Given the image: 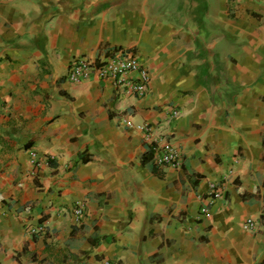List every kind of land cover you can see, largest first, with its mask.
I'll use <instances>...</instances> for the list:
<instances>
[{"label": "crops", "instance_id": "crops-1", "mask_svg": "<svg viewBox=\"0 0 264 264\" xmlns=\"http://www.w3.org/2000/svg\"><path fill=\"white\" fill-rule=\"evenodd\" d=\"M118 51L143 95L68 79ZM157 140L179 166L145 160ZM103 258L264 264V0H0V264Z\"/></svg>", "mask_w": 264, "mask_h": 264}, {"label": "built area", "instance_id": "built-area-1", "mask_svg": "<svg viewBox=\"0 0 264 264\" xmlns=\"http://www.w3.org/2000/svg\"><path fill=\"white\" fill-rule=\"evenodd\" d=\"M95 72L101 78H111L118 85H126L127 88L136 95H143L147 91L150 74L147 67L141 62L138 55L133 52L118 51L113 56L102 60L99 64L96 61L86 58H75L68 70V79L71 82L78 83L91 76ZM131 72H137L135 78H129ZM171 116L179 115V110H173ZM141 130L146 139H151L153 133L151 127L140 124L137 126ZM153 151L154 163L158 166L173 165L179 166L182 162L179 149L169 141L157 140L151 146ZM31 156L35 161L36 152H31ZM38 163V162H37ZM223 197V189L218 182H211L209 193L206 197L207 203L211 204L215 200ZM208 204L202 206V213L208 214ZM84 212V203L77 202L74 207V213L81 216ZM255 225L253 218L248 217L245 221L246 228H253ZM99 264H116L110 258H103Z\"/></svg>", "mask_w": 264, "mask_h": 264}, {"label": "trees", "instance_id": "trees-1", "mask_svg": "<svg viewBox=\"0 0 264 264\" xmlns=\"http://www.w3.org/2000/svg\"><path fill=\"white\" fill-rule=\"evenodd\" d=\"M152 152H153L152 149H150L149 152L145 155V160L150 158V160L153 161V153Z\"/></svg>", "mask_w": 264, "mask_h": 264}]
</instances>
